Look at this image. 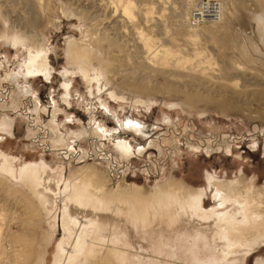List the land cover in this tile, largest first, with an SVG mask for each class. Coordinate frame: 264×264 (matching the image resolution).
<instances>
[{
    "label": "rangeland",
    "instance_id": "rangeland-1",
    "mask_svg": "<svg viewBox=\"0 0 264 264\" xmlns=\"http://www.w3.org/2000/svg\"><path fill=\"white\" fill-rule=\"evenodd\" d=\"M17 1L0 0L10 12L12 33L21 35L22 31L29 36V45L36 40L46 47L50 52L49 64L54 70L50 81L17 79L14 76L27 54L21 48L0 41V121L6 118L13 121L10 132L0 134V150L17 158L18 167L45 162L68 180L77 168L93 165L112 176V181L109 178L111 190L116 189L124 177L128 184L140 188L136 191L143 197L170 180L174 186L181 183L192 189L206 188L205 176L211 174L221 180H241L252 185L260 195L255 194L254 199L264 211V69L251 64L261 73L251 75L248 82L253 83L246 86L243 80L231 78L239 76L231 68L233 62L246 65L248 61L238 51L245 40L243 34L264 54L256 24L257 16L264 15V0H252L251 10L243 8L251 0H213L224 8L220 12L221 20L216 33L206 32L200 37L184 25L193 13L191 10H196L202 0H132L145 13L154 8L155 16L162 14L160 20L148 25L142 20L128 24L134 36L123 33L121 27L113 28L114 22L121 19V13L116 15L111 0H40L43 8L39 11L35 7L33 17L25 15L27 8H23L21 0ZM65 4L79 8L84 16L62 19L60 9ZM186 4L194 6L189 11ZM56 20L62 23L56 24ZM140 29L160 46L165 45L172 52L181 51L189 63H180L184 56H160L151 69L143 73L137 66L141 55L133 49V45L140 42ZM87 30L96 34L103 31L113 38L116 46L112 49L107 40L96 39L93 45H102L105 53L110 49L121 56L115 53L120 59L113 67L112 89L123 100L113 101L104 93L100 97L96 84H93L95 100L91 99L83 76L76 75L71 78L69 105L64 102L63 72L68 67L65 44L69 39H82ZM3 33L0 16V34ZM203 51L202 58L193 56ZM227 71L228 76L224 74ZM106 84L103 81L102 87ZM26 90L31 98L25 96ZM138 99L143 104L137 103ZM56 110L58 114L53 118ZM52 121L67 137L76 134L66 138L65 146L53 132ZM127 121L152 129V132L145 135L132 126L125 130ZM90 125L98 127L103 137L89 138ZM107 134L127 139L134 149L150 141L156 146L142 157L124 160ZM212 206L210 197L206 198L204 207L210 209ZM60 225L61 215L57 220V237L51 241L44 213L37 203L25 189L0 181V228L4 239L7 238L6 241L0 239V264H53L63 235ZM16 252L21 256H15ZM263 263L264 245L238 264Z\"/></svg>",
    "mask_w": 264,
    "mask_h": 264
},
{
    "label": "bare ground",
    "instance_id": "bare-ground-1",
    "mask_svg": "<svg viewBox=\"0 0 264 264\" xmlns=\"http://www.w3.org/2000/svg\"><path fill=\"white\" fill-rule=\"evenodd\" d=\"M21 1L23 8H27L25 15L30 17L36 15V8L39 11L43 8L40 0ZM111 1L115 5L116 15L118 12L121 13V19L115 20L113 28L121 27L123 33L132 36L134 35L128 24L142 20L148 25L154 20L155 22L160 20V15H162L159 13L158 17L155 16L154 8L145 13L139 4L132 0ZM188 1L193 0L186 2ZM250 3L245 4L243 8L250 9L254 5L252 0ZM225 5L226 2H224ZM187 6L186 9L190 11L194 5L188 4ZM238 7L240 8V4ZM193 10L184 26L192 29L199 37L206 32L213 34L221 20V11L224 8L219 5V2L202 0L198 8ZM60 11L61 18L64 20L81 19L80 17L84 16L79 8L71 4H65ZM9 15L10 12L6 11L5 4L1 3L0 16L4 33L0 34V41L16 49L21 48L27 54L14 77L19 80L33 78L52 80L54 70L49 64L50 52L46 47L39 45V41L35 40L34 45H29L27 41L29 36L26 37L27 35H24L22 31L21 35L16 32L12 33ZM124 22L125 24L122 25L121 23ZM55 23L61 24L62 21L56 20ZM256 24L264 44V15L257 16ZM109 36L107 37L103 31L96 34L92 30H87L82 39L66 41L65 56L68 67L63 72L62 88L65 93L63 100L68 105V98L72 93V79L76 75L83 76L91 99L95 100L93 84H96L100 97L104 93L109 95L113 101L123 100L112 89L115 79L113 67L117 65L121 56L116 52L113 54L110 49L105 53L102 45H93L96 39L107 40L112 49L116 45H113L115 42ZM138 37L140 42H136L133 49L141 55L137 63L139 70L151 69L150 66H153L160 56L165 58L184 56L181 51L172 52L165 45L160 46L159 42L147 36L141 29L138 30ZM243 38L244 43H241L238 51L241 56L248 59V64L233 62L231 68L238 72L239 76L231 78H237V81H239L238 78L243 80L246 86L253 83L248 82L251 75L261 73L253 69L251 64L264 69V54L261 53L259 47L252 45L244 34ZM115 53L118 54L119 59ZM203 55L204 51L195 53L193 56L202 58ZM180 63H189L186 55L184 61ZM227 73L228 71L224 74L227 75ZM103 81L107 82L104 87H102ZM24 93L27 98H31L27 90ZM136 102L143 104V101L139 99ZM147 105L151 104L147 103ZM56 114H58L57 110L53 112V118ZM165 120L170 122L168 117H165ZM12 124L13 121L9 118L0 121V134L9 133ZM52 124L53 132L63 146H65L66 138L76 135L71 133L67 137L54 121ZM131 126L136 127L145 135L152 132H150L152 129L129 121L125 124V130L130 129ZM106 136L112 140L124 160L132 161L137 156L142 157L156 146L155 142L150 141L134 149L127 139L109 134ZM102 137L103 132L98 127L91 126L89 138ZM110 177L112 181V176L100 172L93 165H84L71 172L68 180H64L59 170L53 171L45 162L28 163L18 167L17 158L0 150V181L25 189L29 197L37 203L38 208L44 213L51 241L57 237V220L61 215L63 235L57 246L53 264H238L243 262L246 255L264 245V211H261L260 205L254 199L258 190L256 192V188L250 184H244L241 180H221L215 175L207 174L205 176L206 188L201 189L188 188L181 183L174 186L170 180L158 185L149 196L143 197L136 191L140 188L136 184H128L124 177L116 185V189L111 190ZM209 197L213 206L206 209L204 204L206 198L209 199ZM24 202L27 205L29 203L26 200ZM2 235V228H0V239L6 241L7 238L4 239ZM16 254L17 252L15 256H21V254Z\"/></svg>",
    "mask_w": 264,
    "mask_h": 264
},
{
    "label": "built area",
    "instance_id": "built-area-1",
    "mask_svg": "<svg viewBox=\"0 0 264 264\" xmlns=\"http://www.w3.org/2000/svg\"><path fill=\"white\" fill-rule=\"evenodd\" d=\"M213 14V13H212Z\"/></svg>",
    "mask_w": 264,
    "mask_h": 264
}]
</instances>
